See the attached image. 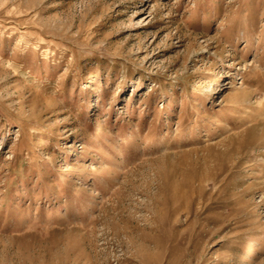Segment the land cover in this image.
<instances>
[{
    "label": "rangeland",
    "instance_id": "rangeland-1",
    "mask_svg": "<svg viewBox=\"0 0 264 264\" xmlns=\"http://www.w3.org/2000/svg\"><path fill=\"white\" fill-rule=\"evenodd\" d=\"M0 264H264V0H0Z\"/></svg>",
    "mask_w": 264,
    "mask_h": 264
}]
</instances>
